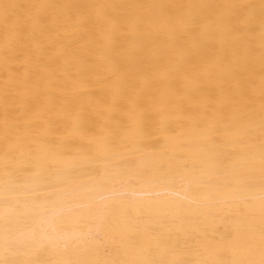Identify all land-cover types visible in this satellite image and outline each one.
<instances>
[{
  "label": "bare ground",
  "instance_id": "obj_1",
  "mask_svg": "<svg viewBox=\"0 0 264 264\" xmlns=\"http://www.w3.org/2000/svg\"><path fill=\"white\" fill-rule=\"evenodd\" d=\"M0 264H264V0H0Z\"/></svg>",
  "mask_w": 264,
  "mask_h": 264
}]
</instances>
